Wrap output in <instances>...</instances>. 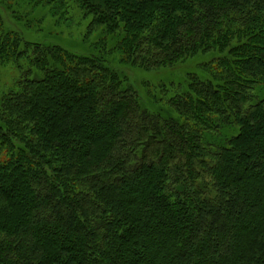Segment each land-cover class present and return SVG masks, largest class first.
<instances>
[{"label": "trees", "instance_id": "trees-1", "mask_svg": "<svg viewBox=\"0 0 264 264\" xmlns=\"http://www.w3.org/2000/svg\"><path fill=\"white\" fill-rule=\"evenodd\" d=\"M37 9L102 27L85 54L0 31V60L25 62L0 91V264H264V0H17L12 15L40 25ZM163 68L158 94L126 76Z\"/></svg>", "mask_w": 264, "mask_h": 264}, {"label": "rangeland", "instance_id": "rangeland-1", "mask_svg": "<svg viewBox=\"0 0 264 264\" xmlns=\"http://www.w3.org/2000/svg\"><path fill=\"white\" fill-rule=\"evenodd\" d=\"M16 2L17 0H0V3L2 4V6H0V31L7 29V31H9V29L22 30L24 37L31 42L45 40L50 44L59 45L67 51L79 54L87 53V50L90 48L91 44L94 45L99 40L98 33L94 31L89 32L87 27L90 29L96 28L99 30L102 26H92V19H90L88 16H86L84 20L75 16L73 20V26H70V29H66L64 26H62V24H55V21L58 22V18L51 17L48 14V10H44V12H42L40 9H37L38 12L36 17L38 19H42V23L40 25L38 23L26 24L24 23L21 15H12V12L15 10ZM6 10L8 12H5ZM13 37L14 35L11 33L7 38L10 40L13 39ZM85 38L88 40L89 45L82 40ZM8 44L5 43L4 48L7 47ZM100 45L102 46L103 53H111L113 42L109 40L101 41ZM195 56L196 57L193 60L189 59L186 62L178 65V69H180V76H183L184 79V76L187 73L196 71L198 68H200L198 67L199 63H201L202 60L204 61V59H207L208 54L197 53ZM18 62L19 65L15 66L0 60V91H3V89L9 87L19 78L21 71L20 67L23 69L25 62L24 59H21ZM126 76L128 81L133 85L135 91L139 95L146 90L150 91L151 94H158L153 88V85L148 86L147 82H150L151 84H154L157 81L169 82V78H175L174 72L169 71L167 68L148 72L131 71L128 72Z\"/></svg>", "mask_w": 264, "mask_h": 264}]
</instances>
